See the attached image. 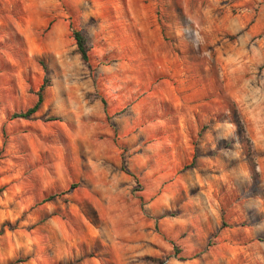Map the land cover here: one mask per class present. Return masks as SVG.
Listing matches in <instances>:
<instances>
[{"label":"rangeland","instance_id":"obj_1","mask_svg":"<svg viewBox=\"0 0 264 264\" xmlns=\"http://www.w3.org/2000/svg\"><path fill=\"white\" fill-rule=\"evenodd\" d=\"M70 18L94 72L46 43ZM0 264H264V0H0Z\"/></svg>","mask_w":264,"mask_h":264},{"label":"crops","instance_id":"obj_2","mask_svg":"<svg viewBox=\"0 0 264 264\" xmlns=\"http://www.w3.org/2000/svg\"><path fill=\"white\" fill-rule=\"evenodd\" d=\"M135 19V18H134ZM136 21V23H135ZM127 22V21H126ZM133 26L138 25L137 20L132 21ZM46 43L54 47V55L57 56L59 60V65L61 69L70 66L69 54L72 52L76 59V45L73 37L71 36L69 30V22L67 20L59 19L52 23L49 30L46 32ZM120 61H116L117 64L104 65L102 68V73L100 74L99 85L102 86L100 93V98L105 105V113L110 115L112 113L117 114L120 110L125 109L127 106L131 105L132 110H136L135 103H140V56L141 50L137 46V43L133 42L132 46V58H126V50L120 48L119 50ZM79 55V54H78ZM68 65L66 64V60ZM96 61H100V56L95 58ZM108 64V63H106ZM90 72H94L95 69L91 66L88 67ZM98 67V66H97ZM99 68V67H98ZM112 112V113H110ZM175 159V154L173 155V160ZM175 164V163H174Z\"/></svg>","mask_w":264,"mask_h":264},{"label":"trees","instance_id":"obj_3","mask_svg":"<svg viewBox=\"0 0 264 264\" xmlns=\"http://www.w3.org/2000/svg\"><path fill=\"white\" fill-rule=\"evenodd\" d=\"M69 30L71 33V36L73 37L76 45V52L79 54V57L81 61L87 65L88 67H91V55H90V50L91 46L88 44L85 35L82 33V31L74 25L73 21L71 18L69 19ZM47 83V78H44L39 90L37 91V99L35 103L25 111H21L18 113H14L12 115V118H28L31 115H33L39 108L40 104L43 101V95L42 91L45 88ZM192 162L189 164L185 165V168L191 167Z\"/></svg>","mask_w":264,"mask_h":264}]
</instances>
